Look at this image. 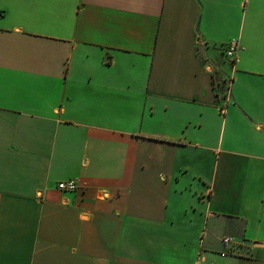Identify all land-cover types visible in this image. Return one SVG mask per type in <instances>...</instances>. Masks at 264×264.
<instances>
[{
  "label": "crops",
  "instance_id": "obj_1",
  "mask_svg": "<svg viewBox=\"0 0 264 264\" xmlns=\"http://www.w3.org/2000/svg\"><path fill=\"white\" fill-rule=\"evenodd\" d=\"M0 264H264V0H0Z\"/></svg>",
  "mask_w": 264,
  "mask_h": 264
},
{
  "label": "built area",
  "instance_id": "obj_2",
  "mask_svg": "<svg viewBox=\"0 0 264 264\" xmlns=\"http://www.w3.org/2000/svg\"><path fill=\"white\" fill-rule=\"evenodd\" d=\"M239 50L240 47L238 41L233 40L226 47L224 55L227 57V59L231 61H236L237 53L239 52ZM58 187L59 190L63 192H74V191L76 192L78 190V185L76 184L75 180H69L61 183L59 182ZM224 243L226 247H229V245L231 244V239L229 238L224 239Z\"/></svg>",
  "mask_w": 264,
  "mask_h": 264
}]
</instances>
